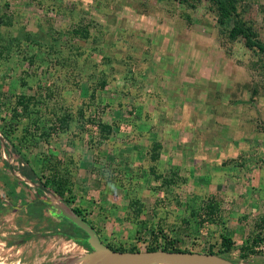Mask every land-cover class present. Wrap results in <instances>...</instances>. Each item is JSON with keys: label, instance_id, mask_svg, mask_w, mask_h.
<instances>
[{"label": "rangeland", "instance_id": "1", "mask_svg": "<svg viewBox=\"0 0 264 264\" xmlns=\"http://www.w3.org/2000/svg\"><path fill=\"white\" fill-rule=\"evenodd\" d=\"M240 3L264 42V0ZM232 26L208 0H0L1 259L93 253L61 206L116 248L264 264V54ZM21 95L41 110L13 116ZM65 176L69 202L51 190Z\"/></svg>", "mask_w": 264, "mask_h": 264}, {"label": "trees", "instance_id": "2", "mask_svg": "<svg viewBox=\"0 0 264 264\" xmlns=\"http://www.w3.org/2000/svg\"><path fill=\"white\" fill-rule=\"evenodd\" d=\"M182 4L188 5L191 9H194L198 7L199 3L203 0H180ZM211 4V9L214 10L217 13L218 17V23L221 26H225L226 23L230 20L233 21V26L229 30V37L230 39H237L238 37L242 36L246 40L247 46L254 47L255 49H258L259 51L263 52L264 54V42L262 40L258 39V32L256 31L254 25L252 22L246 20L241 15L242 8L240 7V0H208ZM240 7V8H239ZM76 33H80L82 37L86 36L85 28L83 31L78 28L76 30ZM106 85L105 81L102 82L101 86L104 87ZM36 105L35 98L33 96H26L21 95L18 97L14 104V109H12L13 116H26L30 117L33 114L38 113L37 111L41 110L39 107L34 108ZM21 107L24 109L21 110ZM67 114H64L62 116H59L57 118V121L59 122L58 127L53 128L55 130L58 129H67L70 125V120ZM97 126L102 130V132H106V134H111L113 132V126L109 123L105 122H99ZM0 131L4 132L6 136H8V133L6 130L2 127H0ZM11 139V138H8ZM159 146L156 147L158 149ZM158 151V150H157ZM160 158V151L155 155H152V159L157 160ZM22 174H24L27 178L32 179V175L25 171H21ZM47 186H50V180L48 179L47 182L44 183ZM53 185L51 190L56 193L58 197H60L61 200H64L65 202L68 201V198L65 196L68 191H70L69 181L67 180V177L59 178L57 182L51 184ZM50 190V191H51ZM48 201V200H47ZM69 202V201H68ZM211 210V216L214 215V211L216 209L215 205H209L208 206ZM74 211L78 214H81V211L78 207L74 208ZM69 220V219H67ZM206 219L202 218L201 221L204 222ZM70 221V220H69ZM65 235V234H64ZM70 235V234H69ZM68 234L66 236H69ZM88 236V235H87ZM74 238V237H71ZM76 239V238H75ZM225 240H230V238H225ZM76 242L83 243L81 240H75ZM87 242V241H86ZM170 244L174 245V241H171ZM89 246L90 244L87 242L86 244ZM112 249L120 250V251H140V249L133 247L132 249H124L121 247H114L113 245H109ZM174 248L170 246H150L147 248V250H158V249H165V250H175V251H190L189 249H181L173 246ZM214 253V252H211Z\"/></svg>", "mask_w": 264, "mask_h": 264}, {"label": "water", "instance_id": "3", "mask_svg": "<svg viewBox=\"0 0 264 264\" xmlns=\"http://www.w3.org/2000/svg\"><path fill=\"white\" fill-rule=\"evenodd\" d=\"M46 192L51 193L46 187H41ZM59 207V206H58ZM61 209V214L69 219L73 224L84 230L88 235V243L93 248V253L88 255L96 257L94 264H238L227 257L194 251H175V250H147V251H120L112 249L105 244L96 230L90 226L79 215L71 214L68 210ZM83 240V238L76 237Z\"/></svg>", "mask_w": 264, "mask_h": 264}, {"label": "bare ground", "instance_id": "4", "mask_svg": "<svg viewBox=\"0 0 264 264\" xmlns=\"http://www.w3.org/2000/svg\"><path fill=\"white\" fill-rule=\"evenodd\" d=\"M14 173L21 180H23L29 184L31 183V180L29 178H27L24 174H22L18 171H15ZM74 244H76V243H74ZM73 246L66 245L65 242H56L52 245V248L53 249L54 248L62 249L67 253H74L75 251H72V250L76 247V245H73ZM77 257H79V260L75 261L72 264H94L97 261L96 257L88 255L84 251H79V253L77 254ZM0 264H25V263H21L20 261L7 262V261H4V259L0 258ZM151 264H165V263L156 262V263H151Z\"/></svg>", "mask_w": 264, "mask_h": 264}, {"label": "flooded vegetation", "instance_id": "5", "mask_svg": "<svg viewBox=\"0 0 264 264\" xmlns=\"http://www.w3.org/2000/svg\"><path fill=\"white\" fill-rule=\"evenodd\" d=\"M83 231V233L85 234V235H87V233L84 231V230H82ZM79 238H83V239H88V236L85 238L84 236H78ZM76 237H74V241L75 240H78V239H75ZM76 242V241H75Z\"/></svg>", "mask_w": 264, "mask_h": 264}, {"label": "crops", "instance_id": "6", "mask_svg": "<svg viewBox=\"0 0 264 264\" xmlns=\"http://www.w3.org/2000/svg\"><path fill=\"white\" fill-rule=\"evenodd\" d=\"M63 218H64V216H63Z\"/></svg>", "mask_w": 264, "mask_h": 264}]
</instances>
